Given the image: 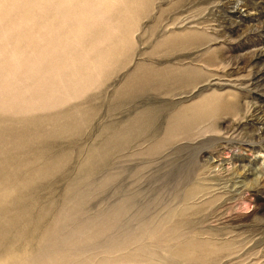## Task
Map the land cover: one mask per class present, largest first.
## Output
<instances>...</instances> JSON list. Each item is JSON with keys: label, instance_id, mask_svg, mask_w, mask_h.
<instances>
[{"label": "rangeland", "instance_id": "obj_1", "mask_svg": "<svg viewBox=\"0 0 264 264\" xmlns=\"http://www.w3.org/2000/svg\"><path fill=\"white\" fill-rule=\"evenodd\" d=\"M263 25L0 0V264H264Z\"/></svg>", "mask_w": 264, "mask_h": 264}, {"label": "bare ground", "instance_id": "obj_2", "mask_svg": "<svg viewBox=\"0 0 264 264\" xmlns=\"http://www.w3.org/2000/svg\"><path fill=\"white\" fill-rule=\"evenodd\" d=\"M246 1V0H245ZM233 3V2H232ZM235 5V4H234ZM241 9V8H240ZM236 10H237V8H236ZM246 10V9H245ZM254 10V9H253ZM252 11V10H251ZM233 12V11H232ZM238 12V11H237ZM246 13V12H245ZM257 13V12H256ZM244 16V15H243ZM252 16V15H251ZM260 16V15H259ZM224 20V19H223ZM264 26V25H263ZM238 27V26H237ZM233 28H234V26H233ZM259 52V51H258ZM264 57V56H263ZM253 60H255V59H253ZM261 60V59H260ZM65 124H67V123H65Z\"/></svg>", "mask_w": 264, "mask_h": 264}]
</instances>
